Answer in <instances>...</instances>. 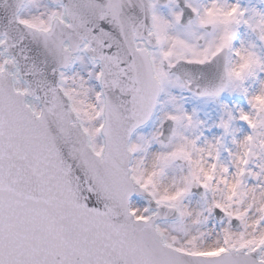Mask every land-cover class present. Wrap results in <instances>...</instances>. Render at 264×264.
I'll return each instance as SVG.
<instances>
[{
	"label": "snow or ice",
	"instance_id": "1",
	"mask_svg": "<svg viewBox=\"0 0 264 264\" xmlns=\"http://www.w3.org/2000/svg\"><path fill=\"white\" fill-rule=\"evenodd\" d=\"M0 264H264V0H0Z\"/></svg>",
	"mask_w": 264,
	"mask_h": 264
}]
</instances>
